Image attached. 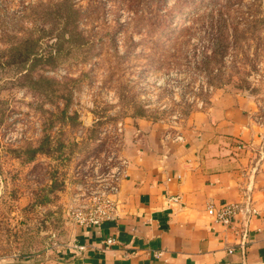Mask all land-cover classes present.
<instances>
[{
    "label": "rangeland",
    "instance_id": "374dc122",
    "mask_svg": "<svg viewBox=\"0 0 264 264\" xmlns=\"http://www.w3.org/2000/svg\"><path fill=\"white\" fill-rule=\"evenodd\" d=\"M221 12L239 24L206 70ZM221 92L264 122V0H0V264L68 260L131 154L127 127L180 128Z\"/></svg>",
    "mask_w": 264,
    "mask_h": 264
},
{
    "label": "crops",
    "instance_id": "0c3cea01",
    "mask_svg": "<svg viewBox=\"0 0 264 264\" xmlns=\"http://www.w3.org/2000/svg\"><path fill=\"white\" fill-rule=\"evenodd\" d=\"M127 128L118 216L82 227L58 264H264V122L249 97L218 93L177 129L146 119ZM246 192L259 212L249 226L208 216L211 204L243 201Z\"/></svg>",
    "mask_w": 264,
    "mask_h": 264
},
{
    "label": "built area",
    "instance_id": "2783aa9c",
    "mask_svg": "<svg viewBox=\"0 0 264 264\" xmlns=\"http://www.w3.org/2000/svg\"><path fill=\"white\" fill-rule=\"evenodd\" d=\"M128 161L123 160L117 172L113 173L114 180L110 187L102 192V201L96 208H90L84 216L81 217V226L83 227H98L104 221L114 220L118 216V199L120 191V181L127 174ZM171 201H178V198H172ZM207 214L215 222L230 228L236 229V223L240 218L244 219L246 226H249L250 221L259 214L254 206L253 197L250 192H246L244 200L240 202H230L219 206L211 204L207 208ZM264 234V232H263ZM107 246H112L115 239L107 238L105 241ZM245 244V239L242 240V246Z\"/></svg>",
    "mask_w": 264,
    "mask_h": 264
},
{
    "label": "trees",
    "instance_id": "16d2710c",
    "mask_svg": "<svg viewBox=\"0 0 264 264\" xmlns=\"http://www.w3.org/2000/svg\"><path fill=\"white\" fill-rule=\"evenodd\" d=\"M58 6H59V8H62L63 4H60ZM221 10L222 9H220L219 11H221ZM77 12H78V9H76L72 6L69 7L68 13H67L68 15L66 16L67 21L69 22V19L72 17V15H71L72 13L77 14ZM208 23H209V26L212 30L213 29L217 30V33L214 34L215 37L213 38V40H214L213 45L219 49H216V51H214V59L213 60H210L207 58L205 61L202 62V66L206 70H207V67L211 66V63L213 61H217V58L222 59L224 56V49H221V48H223L224 43L226 41V38H225V35L223 34V32L225 33V31H228V28L231 26H234V28H236V27H238V24H239V23H237V25H234V23L230 22L228 18L224 17L223 12L220 13L218 19L211 18L208 21ZM156 37L157 36H154V35L152 36V39H151L152 44H154V41L155 42L158 41V40H156ZM168 41L174 43V41H176V40H170V38H169L167 40V43H168ZM72 43L74 45H77V43H79V42L76 39H72ZM160 43H161V41H160ZM35 49H36L35 48V41L34 40L27 41L26 46L24 48V51L19 53L17 55V57L14 58L15 61L18 63H24V62L28 61L30 59V57L35 54V51H36ZM163 59H165V58H163ZM215 63H217V62H215ZM145 115H146V110H144L142 108V106L137 107L136 116H145Z\"/></svg>",
    "mask_w": 264,
    "mask_h": 264
}]
</instances>
